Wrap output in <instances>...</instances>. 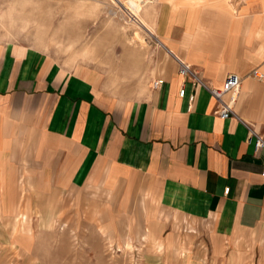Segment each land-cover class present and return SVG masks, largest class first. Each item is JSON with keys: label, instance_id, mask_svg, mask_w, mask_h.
<instances>
[{"label": "crops", "instance_id": "obj_1", "mask_svg": "<svg viewBox=\"0 0 264 264\" xmlns=\"http://www.w3.org/2000/svg\"><path fill=\"white\" fill-rule=\"evenodd\" d=\"M141 7L136 17L157 45L134 48L143 74L129 100L50 51L0 38V215L17 204L21 179L109 196L135 189L148 239H199L220 255L264 228V147L255 148L248 127L264 140V0H142ZM180 61L206 87L181 76ZM229 73L241 79L236 116L221 119L207 87ZM144 199L165 215L151 220Z\"/></svg>", "mask_w": 264, "mask_h": 264}, {"label": "rangeland", "instance_id": "obj_2", "mask_svg": "<svg viewBox=\"0 0 264 264\" xmlns=\"http://www.w3.org/2000/svg\"><path fill=\"white\" fill-rule=\"evenodd\" d=\"M132 20L110 0H0L1 39L50 51L125 100L137 95L133 85L143 74L134 48L157 45ZM18 191L17 204L0 215V264H264V228L216 256L199 239L151 241L135 189L109 196L104 189L35 188L21 179ZM144 201L151 220L165 215Z\"/></svg>", "mask_w": 264, "mask_h": 264}, {"label": "built area", "instance_id": "obj_3", "mask_svg": "<svg viewBox=\"0 0 264 264\" xmlns=\"http://www.w3.org/2000/svg\"><path fill=\"white\" fill-rule=\"evenodd\" d=\"M178 73L186 78H190L194 83V85H203L206 87L204 83H202L197 76V73L191 68V66L187 63H184L182 61L179 62L178 66ZM253 75L257 78H262L263 73L258 69L255 68L253 70ZM162 79H157L152 82L153 88L157 87L158 85L162 84ZM241 79L240 77L235 73H229L225 79L223 80L222 84L219 87H207V89L210 92V95L215 99L217 103V113L219 118L225 119L228 117H235V111H234V104L237 100V95L240 87ZM185 94V89L183 86H181L178 90V95L180 97H183ZM194 100V94H191L189 96V102L190 105ZM189 105V106H190ZM249 127V134L255 136V148L259 149L261 147H264V140L262 136L259 134V132L253 130L250 126ZM261 175L264 176V170L261 172ZM228 187L225 188V192L228 191Z\"/></svg>", "mask_w": 264, "mask_h": 264}, {"label": "bare ground", "instance_id": "obj_4", "mask_svg": "<svg viewBox=\"0 0 264 264\" xmlns=\"http://www.w3.org/2000/svg\"><path fill=\"white\" fill-rule=\"evenodd\" d=\"M147 1V0H146ZM111 3H114L118 7H120L122 10H124L127 14H130V19L134 22L135 24L138 25V27L142 30L143 26L141 25L142 23L140 20L136 17L138 14L139 10L142 8V0H110ZM146 3V2H145ZM139 15V14H138ZM137 15V16H138ZM142 21V20H141ZM145 27V26H144ZM135 38L141 41V36L139 33H135Z\"/></svg>", "mask_w": 264, "mask_h": 264}]
</instances>
